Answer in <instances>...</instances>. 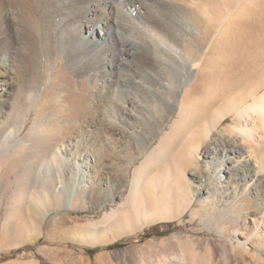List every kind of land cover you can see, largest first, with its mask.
<instances>
[{
	"label": "rangeland",
	"instance_id": "1",
	"mask_svg": "<svg viewBox=\"0 0 264 264\" xmlns=\"http://www.w3.org/2000/svg\"><path fill=\"white\" fill-rule=\"evenodd\" d=\"M140 1L145 5V11L142 12L145 18L140 20L134 16L128 17L131 25L126 37L143 42L144 47L156 59L157 65L135 62L137 67L131 70L120 69L116 77L128 81L124 96L133 98L136 102L148 96L147 101L144 99L143 105H146L147 110L153 113L155 111L153 109L157 111L160 107L156 104V100L161 101V98L169 96L172 83L174 84L176 80V73L183 70L184 61L188 58L195 64H199L201 61L204 63L205 60V64L202 65L204 68H201L202 71L197 75L198 79H193L189 84L199 90V99L212 109V115L216 117L226 111L229 112L216 127L214 137L221 135L225 138L233 137L234 119L239 110L253 104L264 94V56L253 55L256 48L254 34L250 40H247L248 44L243 39L249 37L247 33L250 31L253 33L254 30L255 32L263 30L264 1L258 0L253 7L244 8L240 18H232L230 21L229 17L241 3L247 0H240V3L234 0H195V5L192 6L191 0ZM118 3L124 6L127 0H118ZM241 20L242 22H239ZM237 26H239L238 30ZM220 28L223 29L222 32L220 31L222 36L218 37ZM241 28L242 31L246 28L243 34L239 33ZM156 35L160 38H156ZM153 36L154 39H152ZM189 42H192L195 47H191ZM241 44L248 47L249 52L238 50ZM42 45L37 47L41 58L44 55ZM79 49L76 50L77 59L75 58V62L73 61L74 63L70 65L72 69L67 68L63 59L59 61V65L53 66L46 89L41 99L32 105L25 115L21 130L17 129L19 124L16 117L25 101L22 98L17 100L18 103L13 102L15 104L12 105L13 91L9 94L10 96L3 91L0 92V129L4 134L16 132L10 144L0 150L2 172L0 264H264V260L254 256L256 250L254 246L251 247V251L246 252L230 237L235 231H242L247 226L245 220L257 209L259 198L249 194L244 195L236 203L234 201L232 203L226 197L227 190L218 189L214 199H209L205 203L203 202V198L207 196L205 183L198 184L196 191L197 184L192 181L191 168L194 166L191 165V157L186 158L190 166L181 168L182 153L190 143L196 144L198 141L191 140L190 133L199 131L207 124V116L203 120L193 122L192 127H194L191 131L182 135L165 156L162 153H151L159 144L160 137L170 132L180 107L175 109L161 134L151 139L150 135L153 131L148 122L149 112L139 114L142 119L144 118L142 122L144 124L126 127L123 125L126 120L119 114L116 106H99L95 111L96 115L99 117L105 115V119L110 118L129 131H134L135 136H128L126 146L120 153L111 148L112 144L110 149L106 148L105 160L107 159L106 163L114 164V173L101 180L103 189L75 192L73 182L68 181L69 176L66 171L62 182H69L65 195L72 196L73 207L65 208V206L51 204L44 187H48L51 181L57 180L56 172L62 163V160L57 163L51 160V149L59 140L76 135L78 132L76 130H83L82 116L85 112H91L85 109L84 103L87 100L86 93L92 88L86 79L92 73L90 62L94 63L95 59L91 60L92 55L89 51ZM171 49L176 52H172ZM126 57L123 56V59ZM173 60L176 62L177 69ZM9 63L11 60L8 61ZM14 64L18 65V67L15 65V68L19 69L17 72L24 69L23 63L15 62ZM130 80L139 86L134 87L129 84ZM1 83L0 75V91L4 90ZM118 96L111 99L116 98L114 101H122L123 95ZM133 108L129 106V112L137 111ZM33 125L35 128L33 132L38 137L35 139L45 141L47 144L44 142L45 146L49 148L48 152L44 150L41 153L37 148L30 134ZM105 135L99 127L89 133L86 140L76 145L75 152L79 160L83 157L90 158L94 175L98 167L93 163V159L100 158L98 150L103 147L99 142H102L100 140ZM114 141L117 144L116 140L112 143H115ZM147 141H149L148 147L143 149ZM244 147H247L246 150L253 158L256 154L259 155L253 145L247 143ZM203 155V151L195 154L197 163L194 168L202 177H205ZM255 158L259 159L257 156ZM139 167L142 168L143 178L136 191L133 188V177L135 170ZM177 169L181 171L180 177L185 180L183 186L189 189L187 195L183 193V196L190 195L188 199L183 196L178 198L175 195ZM80 170L82 168H79ZM123 174L129 179L125 188L118 184ZM216 181L213 179L214 183ZM23 185L27 187L24 188ZM186 187L183 188L187 190ZM239 191L241 192V188ZM119 193V198L109 202L111 195ZM29 195L32 196L30 203L35 205L36 212L27 210L31 207L28 201ZM176 198L180 200L179 204ZM183 200L190 203L185 209L184 203L187 204V202ZM27 202L28 207H26ZM110 203L120 206L119 209L113 208L115 212L110 211ZM152 204L156 206L157 216L159 213L161 216L145 215L143 217L141 212L139 213L141 219L138 217L139 223L132 211L131 216L128 213L132 206L142 211L149 209ZM144 218L148 219L144 221ZM134 225L136 230L132 229ZM262 255L264 257V254Z\"/></svg>",
	"mask_w": 264,
	"mask_h": 264
},
{
	"label": "bare ground",
	"instance_id": "2",
	"mask_svg": "<svg viewBox=\"0 0 264 264\" xmlns=\"http://www.w3.org/2000/svg\"><path fill=\"white\" fill-rule=\"evenodd\" d=\"M194 1L195 0H191V6L194 4ZM235 1L240 3V0H234V2ZM254 2L255 0H247L240 5L238 4V8L233 15L229 17V21L232 20V18H240L244 7H250ZM144 11L145 5L140 0H127V4L124 6H120L118 0H0V75L2 77L1 84L4 86V90H1L0 92L3 91L4 94L9 95L11 91H13L11 96L12 102L10 101L12 105L15 104H13V102L18 103L17 100H21L22 98L25 101V104H23V107H21V110L16 117L17 123L19 124L17 128L18 131L21 130L22 122L31 106L41 99L54 65H59V61L63 59L66 62L65 65H67V68L70 69L72 62L77 59L78 52L76 50L79 48L89 51L92 55L91 60L95 59L93 61L94 63L90 62L92 69L90 71H92V73L89 75L90 77L86 79L91 84L92 88L86 93L87 100H84V106L85 109H88L91 112H85L82 116L81 128H83V130H76L78 131L76 135L68 136L65 140H57V144H55L53 148L51 147V160L56 163L59 160H62V163L57 170L58 172H56L57 175L55 174L57 180L53 182L51 181L48 187H43L46 188L51 204H54L55 206L61 205L65 206V208L69 206L73 207L72 196L70 195L69 197H66L65 195V190L69 182H62L64 180V172H68V181L73 182L75 192L78 190L91 191L93 189H103L101 187L103 184L101 180L114 173V164L111 162L106 163L107 159L105 160V158H107L106 148L110 149V145L112 144L111 148L120 153L123 147L126 146V139H128V136H135L134 131H129L127 128L122 127V125H119V123L117 124V122L112 121L110 118H107L108 120L105 119V115L103 117L96 115L95 111H97L98 107L103 105L116 106L117 109H119V114H121L126 120L123 124L126 127H136V124H141L144 122V118L142 119L139 114L149 112L145 107L146 105H143L144 99L147 101L148 96L143 97L139 102H136L133 98L124 96V92H126V83H128V81L116 77V74L120 69L131 70L135 66L137 67V62L145 63L147 65L152 64L153 66L157 65L156 59L152 57V53L144 47L143 42L126 37L128 34L127 32L130 31L131 25L129 24L131 21L128 22V20H130L128 17L130 18L134 16L140 20H144L145 17L142 14ZM239 22H242V20ZM239 24L242 25L241 23ZM238 27L239 26L236 27L237 30L239 29ZM245 29L246 28H244L243 31H246ZM240 30L242 31V28ZM247 30H249V28H247ZM241 31L239 33L243 34V31ZM247 34L249 37L243 38L246 42L253 37L254 32L251 33L250 31ZM157 36L158 35H156V38L159 39L160 37ZM152 39H154V36ZM248 43L249 42L246 44ZM188 44L191 47H195L192 42H189ZM41 45V49L44 52L42 58L37 51V47ZM163 47L165 46L163 45ZM238 50L249 52L248 47L244 45L238 47ZM171 51L176 52L173 49H171ZM123 56H127L126 59H123ZM9 60H11V63L8 64ZM176 60L177 59H175V61ZM13 62L23 63L25 65L23 66L24 69H20L21 71L17 72L19 70L16 69L18 65ZM175 63L176 62H174V66ZM183 64L184 67L182 72L176 73V80L174 81V84L172 83L171 92L169 86V96L163 99L161 98V101L156 100V104L160 107L157 111L156 109H153L155 110L153 113L149 112L150 118L148 122H150L151 130L153 131L150 135L152 139L153 136L161 134V131L168 124L175 109L180 107L177 119L173 123L170 132L160 137L159 144L151 153H162L165 156V154L173 149L175 143L178 142V139L182 137V135L191 131L194 127H192L193 122L199 121L200 119L203 120L207 116V124L202 126L199 131L196 130V132L190 133V139L198 141L196 144H194V142L190 143L189 146H187V149L182 153L180 160L181 168L185 169L190 166L187 161L188 157H191V165L195 167V164L197 163L195 154L203 151L205 159L203 167L206 175L205 177H202L197 169L193 167L191 168V177L192 181L197 184L195 187L196 191L198 184H201L202 182L205 183V192L207 193V196L203 198V202L205 203L209 199H214V195L218 189L227 190L228 194L226 197H228V200H231V202L234 201L235 203L237 200H241L244 195L254 194L255 197L257 196L259 198L257 209L251 212V215L249 214L250 217L248 216L247 220H245L247 226L242 231H235L230 237L235 240L237 246L246 252L251 251V247L254 246L256 249L254 256L259 260H264L262 255L264 254V94L253 104L239 110L234 119L233 137L225 138L222 135L214 137L213 133L216 127L226 118L229 112L226 111L216 117L215 115H212V109L199 99V90L195 87L193 88V86L189 84L193 79H198L197 75L204 68L202 65L205 64V60L204 63L201 61L199 64H195L194 61L187 58ZM15 65L17 66L16 68ZM205 68H207L206 65ZM173 74L175 75V73ZM129 82H131V80ZM129 84L134 87L139 86L135 82ZM111 94L114 96L112 97ZM118 95H123V100L121 99L122 101H114L116 98L114 100L111 99ZM129 106L136 108L137 113L129 112ZM99 127H101V131L106 135L100 140L102 142H99L101 147H103V149L98 150V156L100 158H96V160L95 158L93 159V163L98 167L97 172H95L94 175L90 166V158L87 159L83 157V159L80 158L79 160L75 149L78 143L86 140L88 134L93 130H97ZM33 129L35 130L34 125L31 127L30 134H32L37 148L40 152L44 150L48 152L49 148L45 146L46 142L44 141V144V142L36 140L35 138L37 136L34 134ZM15 134L16 132L4 134L0 129V150L10 144ZM243 134L245 136H243ZM113 140H116L117 144L115 141V143H112ZM243 142H246L245 144L249 143L253 145L255 151H258L257 153L259 155L256 154V156L259 157V159H256V156L253 158L249 155V151L246 150L247 147H244L245 144ZM148 143L149 141H147L142 148L147 149ZM34 153H36V151ZM52 161H50V163ZM51 164L53 165V163ZM79 168H82V170L79 171ZM141 169V167L137 168L133 177V188L136 189V191L140 187V181L143 178ZM177 172L178 176L175 175L177 177L175 178V195L179 198L180 196H183V193L184 195H187L189 189L186 186H183L185 180L179 175L181 171L179 172L177 169ZM124 175L125 174H123L122 179L118 181L119 186L122 188H125V184L128 183L129 180L128 177ZM1 176L2 172L0 170V187H2ZM213 179L217 180L216 183L213 182ZM22 187H24V185ZM183 187H186L187 190ZM239 188H241V192L239 191ZM192 189L194 190V188ZM21 191L23 192V190ZM119 196L120 193L114 194L113 196L111 195L109 202L114 201V199L119 198ZM189 196L183 197L188 199ZM31 197L30 195L28 197L29 203ZM37 197L38 196L36 195V198ZM178 198H176V200ZM45 199L42 200L45 201ZM172 199L174 200V198ZM33 201L35 200L33 199ZM33 201L31 200L32 203ZM179 201L180 200H177L176 202L179 204ZM40 202L38 203L39 205ZM46 203L48 204L47 201ZM110 204L109 208L112 212H115L113 211V208L114 210H117L120 207L113 203ZM152 205L147 210H142L144 208L142 207V211L132 206L128 213H130L131 216L132 211L135 215V219L137 218V222L139 223V213L141 212L144 215L143 217H145V215L148 217L161 216L160 213L157 216L158 212L155 208L156 206ZM184 205L185 209L190 203L187 202V204L184 203ZM28 206L27 202L26 207ZM34 206L35 205L32 204L29 209L27 208L28 212H36L37 210L35 211ZM242 207L243 206L240 208ZM39 209L42 208L39 207ZM147 219L144 218V221ZM131 222H133V220ZM136 224L138 226V223ZM134 226L132 229L136 228V225Z\"/></svg>",
	"mask_w": 264,
	"mask_h": 264
},
{
	"label": "crops",
	"instance_id": "3",
	"mask_svg": "<svg viewBox=\"0 0 264 264\" xmlns=\"http://www.w3.org/2000/svg\"><path fill=\"white\" fill-rule=\"evenodd\" d=\"M258 1V0H255V2ZM264 1V0H262ZM255 2L252 4V6L255 4ZM222 6V4H221ZM251 6V7H252ZM246 8V7H244ZM263 21H264V18H263ZM223 29L220 28V30H218V33L220 34V31L222 32ZM218 34V35H219ZM222 34H220L218 37H221ZM254 42H255V52L253 55H258V56H264V26H263V30L261 31H257L255 32L254 30ZM259 88V87H258Z\"/></svg>",
	"mask_w": 264,
	"mask_h": 264
}]
</instances>
